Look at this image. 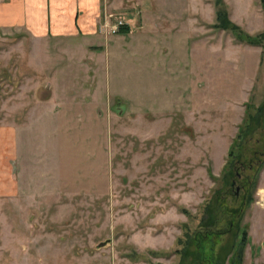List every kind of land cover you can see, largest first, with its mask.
<instances>
[{
    "label": "rangeland",
    "instance_id": "rangeland-1",
    "mask_svg": "<svg viewBox=\"0 0 264 264\" xmlns=\"http://www.w3.org/2000/svg\"><path fill=\"white\" fill-rule=\"evenodd\" d=\"M223 2L245 31H264L262 0ZM217 10L102 0L90 31L0 29V264H211L194 243L181 253L219 189L221 217L241 209L205 253L232 264L240 248L242 264H264V166L245 200L239 178L224 180L247 112L264 103V42L216 28ZM118 19L128 32L102 27Z\"/></svg>",
    "mask_w": 264,
    "mask_h": 264
},
{
    "label": "trees",
    "instance_id": "trees-1",
    "mask_svg": "<svg viewBox=\"0 0 264 264\" xmlns=\"http://www.w3.org/2000/svg\"><path fill=\"white\" fill-rule=\"evenodd\" d=\"M264 2V0H262ZM217 23L216 28L223 30H228L241 42L249 43L252 45H262L264 42V31L258 34L252 35L245 31L241 26L234 23L229 16L228 10L224 7L223 0H217ZM129 26L123 25L119 29V32H128ZM255 112H247V117L244 125L240 129L237 138L233 142L228 153V165L229 169L225 172L224 180L226 183H230L233 178H239L242 188L244 189V197L252 195L257 187V181L259 178V172L264 166V103L255 107ZM260 134V137L255 136ZM251 138H257L254 140L255 144L249 147V140ZM257 160L258 167L252 166V162ZM256 172L253 176L250 173L252 171ZM227 192H223L220 189L215 193V195L207 202L204 206V216L200 222V227L202 230H197L188 236L186 241L187 246L182 251V257L184 258L189 253V245L194 243L196 248L200 251L201 258L206 257L207 261L211 264H219L221 259L214 258L211 255H207L206 251V240L212 242V237L214 235H221L233 229L235 224V218L237 213L240 211V207H226L224 210H228V215L223 218L218 212L217 207H221L224 203ZM253 200L250 196L245 203ZM186 211V210H185ZM223 216V215H222ZM224 222L223 228H221V223ZM201 238V239H200ZM247 238L244 236L242 243L246 242ZM206 241V242H205ZM184 253V254H183ZM238 260L231 259L232 264H242L243 249L239 248Z\"/></svg>",
    "mask_w": 264,
    "mask_h": 264
},
{
    "label": "crops",
    "instance_id": "crops-1",
    "mask_svg": "<svg viewBox=\"0 0 264 264\" xmlns=\"http://www.w3.org/2000/svg\"><path fill=\"white\" fill-rule=\"evenodd\" d=\"M102 0H0V29H25L34 36H68L96 23ZM81 26V27H82ZM95 26V25H94ZM89 26L87 31H90ZM2 142V141H1ZM0 142V200L6 196V144ZM1 206V205H0Z\"/></svg>",
    "mask_w": 264,
    "mask_h": 264
},
{
    "label": "built area",
    "instance_id": "built-area-1",
    "mask_svg": "<svg viewBox=\"0 0 264 264\" xmlns=\"http://www.w3.org/2000/svg\"><path fill=\"white\" fill-rule=\"evenodd\" d=\"M125 24L126 23L124 22L123 19H118V20H116V22L114 24H109V22L107 21L102 27L104 29L107 28L108 31L115 33V32H119V29L121 28V26H123Z\"/></svg>",
    "mask_w": 264,
    "mask_h": 264
},
{
    "label": "flooded vegetation",
    "instance_id": "flooded-vegetation-1",
    "mask_svg": "<svg viewBox=\"0 0 264 264\" xmlns=\"http://www.w3.org/2000/svg\"><path fill=\"white\" fill-rule=\"evenodd\" d=\"M235 184H236V181H233V182H232V186L235 185ZM236 194H237V195L239 194V190L237 191Z\"/></svg>",
    "mask_w": 264,
    "mask_h": 264
},
{
    "label": "water",
    "instance_id": "water-1",
    "mask_svg": "<svg viewBox=\"0 0 264 264\" xmlns=\"http://www.w3.org/2000/svg\"><path fill=\"white\" fill-rule=\"evenodd\" d=\"M105 243L103 242V243H101L100 245L102 246V245H104Z\"/></svg>",
    "mask_w": 264,
    "mask_h": 264
}]
</instances>
